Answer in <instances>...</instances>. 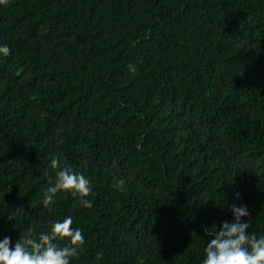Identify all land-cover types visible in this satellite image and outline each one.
<instances>
[{
  "label": "trees",
  "instance_id": "1",
  "mask_svg": "<svg viewBox=\"0 0 264 264\" xmlns=\"http://www.w3.org/2000/svg\"><path fill=\"white\" fill-rule=\"evenodd\" d=\"M0 264H264V0H0Z\"/></svg>",
  "mask_w": 264,
  "mask_h": 264
}]
</instances>
